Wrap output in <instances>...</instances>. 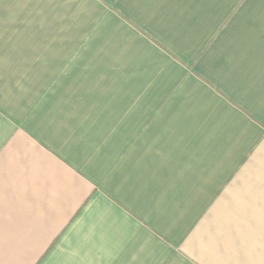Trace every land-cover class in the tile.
Returning a JSON list of instances; mask_svg holds the SVG:
<instances>
[{
  "label": "crops",
  "instance_id": "obj_1",
  "mask_svg": "<svg viewBox=\"0 0 264 264\" xmlns=\"http://www.w3.org/2000/svg\"><path fill=\"white\" fill-rule=\"evenodd\" d=\"M0 264H264V0H0Z\"/></svg>",
  "mask_w": 264,
  "mask_h": 264
}]
</instances>
